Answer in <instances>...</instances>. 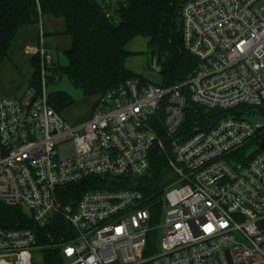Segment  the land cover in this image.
I'll return each mask as SVG.
<instances>
[{"label": "built area", "instance_id": "1", "mask_svg": "<svg viewBox=\"0 0 264 264\" xmlns=\"http://www.w3.org/2000/svg\"><path fill=\"white\" fill-rule=\"evenodd\" d=\"M96 2L112 22L126 6ZM178 15L183 48L197 60L183 83L129 79L97 96L73 127L47 104L52 56L40 46L41 91L0 96V206L29 212L0 225V264H33L32 252L46 246L65 264H264V149L243 151L264 126L232 112L175 139L190 105L264 106V0H179ZM150 64L159 73L156 57ZM68 141L71 155L58 158ZM154 150L171 171L158 225L135 188ZM58 228L56 241L41 242Z\"/></svg>", "mask_w": 264, "mask_h": 264}, {"label": "trees", "instance_id": "2", "mask_svg": "<svg viewBox=\"0 0 264 264\" xmlns=\"http://www.w3.org/2000/svg\"><path fill=\"white\" fill-rule=\"evenodd\" d=\"M178 1L125 0L126 6H120L117 10L118 21L112 22L104 15L96 0H0V63L8 57L15 36L24 26L39 23L42 16H51L64 22V34L70 37L71 46L63 53L65 64L51 65L46 68V72L66 78L84 96L97 97L133 78L150 82L125 66L126 59L132 56L126 47L136 38L147 39L150 59L156 57L159 61V75L164 87L183 83L195 69L197 60L183 48ZM29 61L34 72L28 85L40 92L39 54L30 57ZM46 98L47 104L58 114L74 103L72 97L63 91L47 92ZM247 110L239 107L221 112L190 105L185 109V118L175 139L181 136H185V139L193 127L206 131L219 119ZM157 132L161 135L159 128ZM263 149L264 129L243 151L253 150V156ZM170 177L171 171L165 156L159 150H154L149 171L138 180L135 187L147 198L145 207L149 208L152 215L151 223H155V217L161 212V190ZM91 181L81 184L80 190H87ZM23 219L25 215L21 209L0 206L1 226L13 227L23 223ZM58 230L51 234L50 240L42 235L41 242L56 241L59 238ZM155 235V232L149 233L145 255L153 251ZM42 264H65L61 250L56 246H46Z\"/></svg>", "mask_w": 264, "mask_h": 264}, {"label": "rangeland", "instance_id": "3", "mask_svg": "<svg viewBox=\"0 0 264 264\" xmlns=\"http://www.w3.org/2000/svg\"><path fill=\"white\" fill-rule=\"evenodd\" d=\"M47 23L44 25V30L46 32H54L64 28V24L59 19H54L48 17L44 19ZM49 30V31H48ZM69 39V38H68ZM61 48V47H59ZM126 50L131 52L132 56L126 59L125 65L128 70L131 72L142 76L145 80L152 83H161L162 78L158 72L154 71L150 64V53L147 49V39L145 38H136L130 42ZM51 54V53H50ZM53 61L52 66L55 65H64L65 59L62 51L58 50V55H52ZM50 81H48L46 86V92L54 91H63L69 94L74 103L65 109L63 113L60 114L61 118L72 126L71 120H80L85 117L89 112H91V106L96 101V96L86 97L83 95L82 91L78 88H75L66 78H58L53 76L51 73H48ZM264 107V106H263ZM68 115L70 118H67ZM245 119H248L251 123H258L261 126H264V108H250L243 115ZM72 142L68 141L57 146L56 151L58 153V158H65L68 155H71L72 152ZM23 213L29 216L27 209H23ZM155 225H158V222L155 221ZM43 262V251L35 250L32 252V263L33 264H42Z\"/></svg>", "mask_w": 264, "mask_h": 264}, {"label": "crops", "instance_id": "4", "mask_svg": "<svg viewBox=\"0 0 264 264\" xmlns=\"http://www.w3.org/2000/svg\"><path fill=\"white\" fill-rule=\"evenodd\" d=\"M48 17L51 16H42L39 23L24 26L15 36L8 51V57L0 63L1 97H18L25 92L34 72L29 58L37 54L40 46L52 55H58V50L64 53L70 48L71 39L64 34L65 24L62 20L64 28H61V30L49 33L44 30V25L47 23L44 19ZM40 31L43 33L41 44ZM93 105L91 106V110ZM90 113L80 120H71L72 126L80 127L88 120ZM66 117L70 118L68 115Z\"/></svg>", "mask_w": 264, "mask_h": 264}]
</instances>
